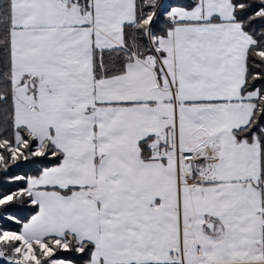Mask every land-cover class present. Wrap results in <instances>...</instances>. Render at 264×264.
I'll use <instances>...</instances> for the list:
<instances>
[{
	"label": "snow or ice",
	"instance_id": "6c2138e0",
	"mask_svg": "<svg viewBox=\"0 0 264 264\" xmlns=\"http://www.w3.org/2000/svg\"><path fill=\"white\" fill-rule=\"evenodd\" d=\"M0 264H264V0H0Z\"/></svg>",
	"mask_w": 264,
	"mask_h": 264
}]
</instances>
